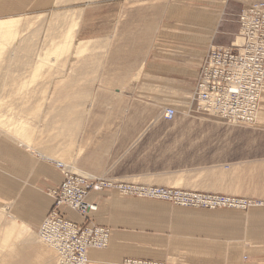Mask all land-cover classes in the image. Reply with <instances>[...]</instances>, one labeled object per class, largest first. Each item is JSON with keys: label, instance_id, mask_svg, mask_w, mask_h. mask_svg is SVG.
<instances>
[{"label": "rangeland", "instance_id": "obj_1", "mask_svg": "<svg viewBox=\"0 0 264 264\" xmlns=\"http://www.w3.org/2000/svg\"><path fill=\"white\" fill-rule=\"evenodd\" d=\"M255 1L0 0V17L20 19L15 27L4 28L5 36L0 37V115L8 117V123L16 120L17 124L26 122L27 126L37 127L34 144L22 140L13 133L14 126L8 124L6 130L0 127V136L32 156L29 145L37 148L36 144L54 139V157H69V162L74 161L81 171L76 169L83 173L76 174L96 181L248 200L251 205L247 209L205 208L184 206L180 199L125 195L116 189L104 193L117 201H145L155 211L149 217L145 214L149 208L140 209L144 215L139 216L135 226L143 225L152 233L159 231L167 240L185 234L220 239L232 231L239 235L247 228L250 210L264 205V106L261 105L258 123L230 124L197 111L193 102L195 89L189 90L185 78L181 80L189 87L187 92H170L172 87L162 82L166 79L161 73L157 75L161 82L154 83L145 67L158 41L184 32L179 28L188 19L197 20L195 25L187 23L192 29L188 33L194 29L205 34L203 29L208 25L212 33L221 23L234 27L239 22L241 28L243 12L259 3ZM228 4L242 11L232 15L225 11ZM51 17L56 19L60 36L76 25L68 55L56 56L54 52L51 37L56 28L50 32L45 28ZM60 19L63 21L57 22ZM17 31L16 39L12 38ZM167 41L170 42L163 43L175 44V40ZM186 45L177 46L183 51L191 49ZM158 53L163 58L175 54L161 50ZM40 60L48 64L36 72ZM140 71L141 77L136 79ZM167 107L177 112L172 120L165 118ZM12 149L7 152L15 151ZM26 162L34 164L30 159ZM47 163L56 168L57 162ZM42 180L49 181L47 177ZM51 187L46 189L50 196ZM1 202L0 264H57L59 250L44 246L39 230H35L34 238L32 229L15 217L12 208H7L10 203ZM13 217L19 225H10ZM12 227L14 232H10ZM161 261L184 263L177 259Z\"/></svg>", "mask_w": 264, "mask_h": 264}, {"label": "crops", "instance_id": "obj_2", "mask_svg": "<svg viewBox=\"0 0 264 264\" xmlns=\"http://www.w3.org/2000/svg\"><path fill=\"white\" fill-rule=\"evenodd\" d=\"M255 2H264V0ZM225 11L235 15L242 9L237 5L228 4ZM188 20L194 25L197 22L196 18ZM188 22H184L186 25L179 28L184 32H175L171 39L165 36L167 40H175L174 45L169 43L165 45L164 41L170 42L165 37L158 41L153 47V49L156 48V52L153 51V58L147 63V68L145 67L147 73L153 75L154 83L161 82L160 77L157 76L161 73L162 78L166 79L162 82L172 87L170 92H187L188 84L189 90L193 91L200 75V64L208 54L210 45L230 47L237 40L240 30L238 22L234 27L221 23L212 33L210 29L212 26H205L206 29L203 30L207 31L204 32L206 35L194 29V32L188 33V30H192ZM208 31L211 33L210 39L207 38ZM176 36L178 38L174 39ZM181 43H187L186 46L197 52H191V49L180 50L178 46ZM160 50L171 51L175 54L163 58L158 55ZM155 60L162 61L156 62ZM187 60L193 61L188 63ZM184 78L187 86L182 83L181 79ZM262 106H264V100ZM11 147L15 151L7 152V149ZM29 159L34 164L26 162ZM47 162L36 159L34 155H30L19 145L0 136V168L9 172L4 175L0 170V201L10 203L15 217L32 229L34 238L37 235L35 230L40 229L55 206L54 199L46 193V189L51 186L53 189L61 187L65 179L57 165H54L56 167L54 168ZM44 177H47L49 181L43 182ZM109 190L111 189L92 191L89 195L91 202L99 204L98 211L89 216V222L92 225L109 227L112 230L108 249H93L90 252L92 264H120L129 258L177 259L178 263L184 262L181 264H264V205L250 210V213L246 215L248 217L247 228L239 235L232 231L227 236H223L224 239H220L211 235L196 238L185 234L175 235L167 240L165 238L168 237H164L159 231L152 233L149 228L144 229L143 225L135 226L139 216L144 215L142 212L139 213V210L150 209L145 201L136 199L117 201L118 199L104 194ZM154 211L150 209L145 214L150 217ZM60 212L68 219L84 222L79 214L66 207H61ZM1 252L4 253V250Z\"/></svg>", "mask_w": 264, "mask_h": 264}, {"label": "built area", "instance_id": "obj_3", "mask_svg": "<svg viewBox=\"0 0 264 264\" xmlns=\"http://www.w3.org/2000/svg\"><path fill=\"white\" fill-rule=\"evenodd\" d=\"M241 28L236 42L230 46H213L201 66L193 93L197 111L204 115L221 118L230 124L252 125L261 108L264 93V2L247 8L241 16ZM165 118L172 120L176 110L168 107ZM65 179L61 187L52 189L55 206L39 231L51 243H61L60 264H88L89 249H106L111 229L92 225L91 213L99 205L89 200L92 191L116 189L125 195L153 197L160 200H177L184 206L205 208L230 207L247 209L251 202L221 195H200L166 188L140 187L139 185L96 181L73 173L57 164ZM183 196V197H182ZM66 207L81 216L83 223L68 219L60 212ZM64 257V258H63ZM120 264H168L161 260L140 258L125 259Z\"/></svg>", "mask_w": 264, "mask_h": 264}, {"label": "bare ground", "instance_id": "obj_4", "mask_svg": "<svg viewBox=\"0 0 264 264\" xmlns=\"http://www.w3.org/2000/svg\"><path fill=\"white\" fill-rule=\"evenodd\" d=\"M62 12V11H61ZM68 12V14H69V11H67ZM52 15V14H51ZM60 15V14H59ZM70 19V18H69ZM19 18H16V17H4V18H2V17H0V37H4L5 36V33L3 32V30H5L4 28H12V27H15V25L19 22ZM77 20V19H76ZM80 20V19H79ZM61 21H63V20H58L57 22H61ZM65 21H67L66 19H65ZM68 21H71V20H68ZM67 21V22H68ZM74 21V20H73ZM47 22H49V24H46L47 26L45 27V28H47V30H48V32H50L49 30H53L54 29V27L56 28V31L53 33V35H52V37H51V39H53V46H54V52H55V54L56 53H58V55H59V53L61 54V55H68V53L70 52V50L72 49L71 47H72V45H73V36H74V34H75V26L76 25H74V27H71V29L69 30V28H68V32L66 33L65 32V34H63V36L61 35H59L58 34V32H59V28H58V26L54 23V22H56V19L54 18V17H51V19L48 21L47 20ZM76 22V21H75ZM78 22V21H77ZM71 23V22H70ZM69 23V24H70ZM72 23H74V22H72ZM64 25V24H63ZM67 25V24H66ZM72 25V24H71ZM69 26V25H68ZM67 26V27H68ZM78 26V25H77ZM27 27H28V25H27ZM26 27V28H27ZM62 27V26H61ZM64 27H65V25H64ZM70 27V26H69ZM77 28V27H76ZM18 34V31L17 32H15V34L12 36V38H15L16 39V35ZM46 35V34H45ZM76 35V34H75ZM31 36V35H30ZM24 38V37H23ZM32 38V37H31ZM43 38V37H42ZM45 38V37H44ZM57 38H60V41H58V39ZM4 39V38H3ZM27 39V38H26ZM29 39H30V37L28 38V41H29ZM32 40V39H31ZM22 41V40H21ZM50 41H52V40H50ZM236 42H238V44H241V39L240 38H237V40H236ZM25 43H26V40H25ZM45 43H46V41H45ZM22 44V43H21ZM92 45V44H91ZM0 46H3V45H0ZM26 46V45H25ZM27 47V46H26ZM24 49H25V47H24ZM23 49V50H24ZM30 49V51L31 50H33V48L31 49V48H29ZM22 50V49H21ZM27 51V50H26ZM29 51V50H28ZM35 51V50H34ZM29 53V52H28ZM35 52H33L32 54H34ZM45 53V52H44ZM53 53V52H52ZM51 53V54H52ZM40 55V54H39ZM57 54H56V56H58ZM80 55V54H79ZM41 56V55H40ZM50 56V55H49ZM53 57V56H52ZM40 59H42V58H40ZM53 60V59H52ZM49 63H51L50 61H49ZM45 64H48V62L47 61H44V60H40L39 61V63H38V66L37 67H35V71L36 72H38V71H40L42 68H43V66L45 65ZM50 65V64H49ZM46 66V65H45ZM141 71H140V73H138V75H137V77H136V79H139L140 77H141ZM1 79H3V78H1ZM3 86L5 85L4 83L2 84ZM263 99H264V93H263V95H262V100H261V105H262V101H263ZM168 108V107H167ZM171 108H173V107H171ZM166 109V108H165ZM66 110V109H65ZM260 111H261V108H260ZM260 111L257 113V115H256V118L252 121L253 123H251V124H256V123H258L259 122V119H260ZM60 117H62V115H60ZM63 118V117H62ZM65 118V117H64ZM19 119V118H18ZM67 120H69V118L67 119ZM16 121V120H15ZM14 120L12 121V122H9L8 123V117H5V116H3V115H0V127H2L3 129H5L6 130V127H7V124H8V126L9 125H11V126H14L13 128H12V131H13V133H15V134H17V135H19V136H21L22 137V140H25L28 144L29 143H32V144H34V142H35V137H36V132H37V127H34V126H32L31 125V127L30 126H27V123L25 122H23V123H16ZM19 121V120H18ZM15 128V129H14ZM14 129V130H13ZM8 130V129H7ZM39 138V137H38ZM37 138V139H38ZM51 139V138H50ZM21 140V141H22ZM40 140V139H39ZM38 140V141H39ZM54 140V139H53ZM53 140H50V141H48V142H45L44 143V145H38V144H36L37 145V148H33L32 146H30L29 145V151L31 152V153H33V155L36 157V158H38L39 160L41 159V160H43V161H48V162H53V163H56V164H62L63 166H64V168H67V169H70L71 171H75V173H79V174H83L82 172H80L79 170H77L73 165V162L72 163H70L69 162V157H66V156H61V158L60 159H56L54 156H57V155H54L53 153H55V149H54V144L52 143V141ZM24 141V142H25ZM26 142H25V144H26ZM36 143V142H35ZM39 143V142H38ZM57 148V147H56ZM60 150V149H59ZM58 150V151H59ZM61 151V150H60ZM72 157V156H71ZM56 161V162H55ZM68 162V163H67ZM71 164V165H70ZM90 178H92L91 176H90ZM51 195L53 196V194H52V191H51ZM9 206V207H8ZM7 206V208L8 209H10L11 208V206L10 205H8ZM7 210V209H6ZM44 223V222H43ZM43 223H42V225H43ZM13 224H18L19 225V223L17 222V220H16V218L15 217H13L12 218V222H11V224L10 225H13ZM42 225H41V227H42ZM3 229H5V228H3ZM16 229L14 228V227H12V230L10 231V232H14ZM4 234H6V235H11L12 233H6V232H4ZM21 234V233H20ZM39 234H40V236H41V240H40V242L44 245V246H46L47 248H50V247H52L53 249H54V251H55V248H57L58 250H59V252H60V250L62 251V244L61 243H51V242H47L42 236V234L39 232ZM21 237V236H20ZM33 240V239H32ZM110 240V239H109ZM28 242V241H27ZM32 244V243H31ZM109 244H110V242H109ZM34 246V245H33ZM55 248H54V247ZM109 246V245H108ZM40 248V247H39ZM93 249V248H92ZM92 249H89V251H87V253H88V259H89V256H90V250H92ZM39 250V249H38ZM41 250V249H40ZM56 252V251H55ZM64 258V257H63ZM92 263V262H91ZM57 264H59V259H57ZM88 264H90V259H89V261H88Z\"/></svg>", "mask_w": 264, "mask_h": 264}]
</instances>
